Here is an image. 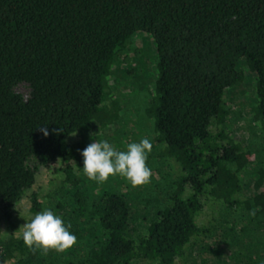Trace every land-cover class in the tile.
<instances>
[{"label": "trees", "instance_id": "16d2710c", "mask_svg": "<svg viewBox=\"0 0 264 264\" xmlns=\"http://www.w3.org/2000/svg\"><path fill=\"white\" fill-rule=\"evenodd\" d=\"M141 34L158 70L143 90L151 134L139 127L152 175L116 192L86 181L80 153L132 115L120 91L145 85L131 63ZM243 86L255 94L249 116L234 98ZM40 168L55 179L31 212L53 210L77 242L44 252L2 237L0 264H264V0H0V210L11 229Z\"/></svg>", "mask_w": 264, "mask_h": 264}, {"label": "clouds", "instance_id": "9594fccd", "mask_svg": "<svg viewBox=\"0 0 264 264\" xmlns=\"http://www.w3.org/2000/svg\"><path fill=\"white\" fill-rule=\"evenodd\" d=\"M47 135V132H44ZM152 149L148 138L127 145L126 150H117L108 141L90 143L80 153L83 157V174L97 183L107 182L110 176L120 175L137 187L150 182L151 169L146 161ZM22 239L30 249L44 252H63L76 244V236L69 231L62 217L51 209L35 214L23 226Z\"/></svg>", "mask_w": 264, "mask_h": 264}, {"label": "rangeland", "instance_id": "374dc122", "mask_svg": "<svg viewBox=\"0 0 264 264\" xmlns=\"http://www.w3.org/2000/svg\"><path fill=\"white\" fill-rule=\"evenodd\" d=\"M137 37H140L141 40H143V48H144V52L141 54V56L138 58V61L135 60V58H131L132 61V65H137L140 69L139 73L141 74H137L136 78L139 82H145L144 86H140L137 83L136 86V92H133L131 89V86H123L122 90L120 91L121 93H129V94H125V95H131V96H127L129 103H126V105L128 107H130V110L132 112L129 114V116H127L126 119V125L123 122V125H121V132L120 134H118L117 136L113 137L112 141L108 142L113 145L117 150H126V147L128 144L133 143V142H139L141 139L144 138H148V134H151V127L148 126L149 123L147 124L143 118H141V116L144 115V111H145V105L147 104V101L149 100L150 96L148 94H146V92L144 93L143 90L148 89V88H152L153 87V83L156 82L157 76H158V70H157V58L153 59V56L151 54V52L153 50H155V46L154 43L152 41V38L149 36H146L145 34H141L138 35ZM156 55V54H155ZM155 58V56H154ZM140 59V61H139ZM135 61V63H134ZM155 62V65L153 64ZM134 63V64H133ZM130 80V79H129ZM128 80V81H129ZM134 79V81H137ZM129 89V90H128ZM17 93L23 95L26 99L29 98L30 95V88L27 85H21L16 89ZM132 91V92H131ZM132 93V94H130ZM254 92L252 87L250 86H243L240 88L239 91H237L235 93V100L238 102V105L241 106L240 109H242V111H244L246 113V115L249 116L251 107L254 105L255 103V97H254ZM140 109H142L140 111ZM144 109V110H143ZM129 110V111H130ZM136 111V112H135ZM247 116V117H248ZM129 118V119H128ZM140 124H147L146 127L149 128V130L147 129L146 132L148 134H146V132L142 129L139 128L141 127ZM131 125V126H129ZM244 125V124H243ZM137 126L138 130H135V134L136 137L134 138L135 140L132 141L130 139H133L131 136H134V132L129 135L130 130H134V127ZM245 126V125H244ZM251 124H248V130L251 132ZM149 139V138H148ZM153 151L150 152V154L152 155ZM55 179V176L53 175V173L51 171H49L48 169L45 168H40L38 175H37V182L36 185L34 186V188L27 192V194L25 195L23 201L21 202L19 208H18V216L15 219V227L14 228H9L8 224H6L4 222V220L2 219V212L0 210V238L2 237H6V236H10V235H16L19 236L20 234H22L23 231V226L30 221V219L34 216L31 212L32 209V203H31V198L32 195L34 193H40L42 195H44L52 186V182ZM86 181H88V183L91 181L95 184H99L100 186H102L103 188L107 189V190H111V189H115L116 192L119 191L120 185H126L129 188L131 186L130 182L127 181L124 177L120 176V175H116V176H110L107 182L104 183H97L96 181L93 180H89L86 177ZM94 184V185H95ZM120 184V185H119ZM123 188V186H122ZM136 188V187H134ZM210 214L207 212V214H205L204 218L206 221L210 219ZM203 258L201 257L200 260H202ZM211 263V261H210Z\"/></svg>", "mask_w": 264, "mask_h": 264}]
</instances>
